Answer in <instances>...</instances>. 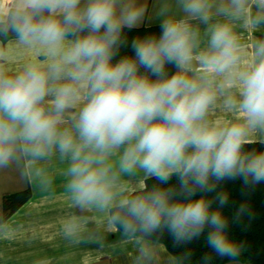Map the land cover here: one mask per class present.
<instances>
[{"label":"clouds","instance_id":"obj_1","mask_svg":"<svg viewBox=\"0 0 264 264\" xmlns=\"http://www.w3.org/2000/svg\"><path fill=\"white\" fill-rule=\"evenodd\" d=\"M148 14L146 0H0V197L5 179L50 196L59 175L66 246L114 232L126 264H192L202 240L199 264H244L230 232L264 189V0H162L158 31L130 35ZM2 205L6 236L20 225Z\"/></svg>","mask_w":264,"mask_h":264},{"label":"crops","instance_id":"obj_2","mask_svg":"<svg viewBox=\"0 0 264 264\" xmlns=\"http://www.w3.org/2000/svg\"><path fill=\"white\" fill-rule=\"evenodd\" d=\"M146 2L149 14L144 26L159 23L156 11L162 0ZM217 115L223 118V114ZM4 183L9 191L0 197L3 211L6 215L5 200L13 197L10 207L19 206L6 217L15 219L20 227L13 233L0 236V264H33L34 260L40 258H47L49 264H126V252L131 251V246L118 250V233L106 232L104 248L65 245L59 229L69 212V205L59 175L54 182V193L50 196L42 195L32 188L18 190L10 179H5Z\"/></svg>","mask_w":264,"mask_h":264},{"label":"trees","instance_id":"obj_3","mask_svg":"<svg viewBox=\"0 0 264 264\" xmlns=\"http://www.w3.org/2000/svg\"><path fill=\"white\" fill-rule=\"evenodd\" d=\"M158 24V23H157ZM157 24L144 26V28L138 29L131 33L130 35L144 34L145 32H154L158 31ZM138 32V33H137ZM247 147L260 149L261 145L259 144H249ZM149 187L154 183L152 180L145 182ZM225 187L230 190L232 200L235 204H238L242 197L240 196V183L239 181L235 183H228ZM11 198L7 197L5 200V211L6 216H9L11 212L19 205L15 207H10ZM25 197L24 199H26ZM23 199V200H24ZM252 205L254 210L257 213L255 220L253 221L251 227L244 231L240 226H233L230 232V235L236 240H244L248 243L249 248L245 252V255L242 257L244 262L253 263V264H264V189L258 190L255 195L252 197ZM233 207L225 209L226 214H231ZM164 243L167 245L169 251H179L173 250L171 240L165 239ZM189 249L192 252V264H199L200 256L204 248L203 241L195 242L193 245L189 246Z\"/></svg>","mask_w":264,"mask_h":264}]
</instances>
